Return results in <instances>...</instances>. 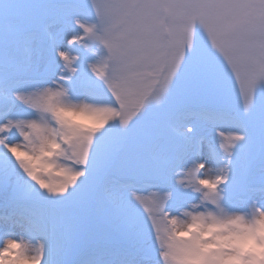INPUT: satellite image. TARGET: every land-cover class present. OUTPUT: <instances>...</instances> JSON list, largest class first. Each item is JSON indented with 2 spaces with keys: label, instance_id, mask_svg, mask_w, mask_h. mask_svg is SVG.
Wrapping results in <instances>:
<instances>
[{
  "label": "snow or ice",
  "instance_id": "snow-or-ice-1",
  "mask_svg": "<svg viewBox=\"0 0 264 264\" xmlns=\"http://www.w3.org/2000/svg\"><path fill=\"white\" fill-rule=\"evenodd\" d=\"M261 256L264 0H0V264Z\"/></svg>",
  "mask_w": 264,
  "mask_h": 264
},
{
  "label": "rangeland",
  "instance_id": "rangeland-1",
  "mask_svg": "<svg viewBox=\"0 0 264 264\" xmlns=\"http://www.w3.org/2000/svg\"><path fill=\"white\" fill-rule=\"evenodd\" d=\"M183 76V73L181 74ZM225 89L228 91L229 94V102H230V107L232 112L242 121H246L248 118L244 117L241 113H240V108H239V103L237 100V97L235 95L234 91H230L228 88V85L225 84L224 85ZM60 177L57 175L56 172H53L51 175V179L53 182H56Z\"/></svg>",
  "mask_w": 264,
  "mask_h": 264
},
{
  "label": "clouds",
  "instance_id": "clouds-1",
  "mask_svg": "<svg viewBox=\"0 0 264 264\" xmlns=\"http://www.w3.org/2000/svg\"><path fill=\"white\" fill-rule=\"evenodd\" d=\"M260 258H261V259H264V256H261ZM253 264H256V262L254 261Z\"/></svg>",
  "mask_w": 264,
  "mask_h": 264
}]
</instances>
